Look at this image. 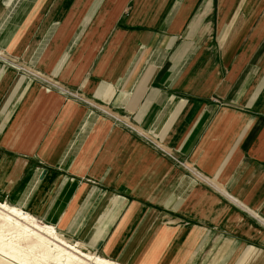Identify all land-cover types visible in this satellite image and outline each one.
Returning <instances> with one entry per match:
<instances>
[{"label": "crops", "instance_id": "0c3cea01", "mask_svg": "<svg viewBox=\"0 0 264 264\" xmlns=\"http://www.w3.org/2000/svg\"><path fill=\"white\" fill-rule=\"evenodd\" d=\"M0 199L112 264H264V0H0Z\"/></svg>", "mask_w": 264, "mask_h": 264}, {"label": "bare ground", "instance_id": "6f19581e", "mask_svg": "<svg viewBox=\"0 0 264 264\" xmlns=\"http://www.w3.org/2000/svg\"><path fill=\"white\" fill-rule=\"evenodd\" d=\"M0 220L17 233H12L10 239L0 237V258L10 264H90L93 258L100 264H112L93 252L83 251L78 243L66 239L54 226L39 223L27 212L2 201ZM25 240L31 241L27 247L22 245Z\"/></svg>", "mask_w": 264, "mask_h": 264}, {"label": "rangeland", "instance_id": "374dc122", "mask_svg": "<svg viewBox=\"0 0 264 264\" xmlns=\"http://www.w3.org/2000/svg\"><path fill=\"white\" fill-rule=\"evenodd\" d=\"M0 201H1V199H0ZM2 202H4V201H2ZM38 222L41 223L40 221H38ZM14 230L15 229H11L6 223H4L2 220H0V237H1V235L2 236L4 235V236H6V239H10V238L13 237L14 234L15 235L17 234V233H14ZM12 233H14V234H12ZM0 241L2 242V240H0ZM4 242H8V241L5 240ZM30 244H31V241L30 240L29 241H27V240L22 241V245L23 246H26L27 247ZM79 248L82 249L83 251L90 252L87 249L82 248L80 245H79ZM99 257H101V256H99ZM8 259L12 260L11 258H8ZM0 264H10V263L7 262L6 260L0 258ZM90 264H100V261L97 258H93V260L90 261Z\"/></svg>", "mask_w": 264, "mask_h": 264}]
</instances>
